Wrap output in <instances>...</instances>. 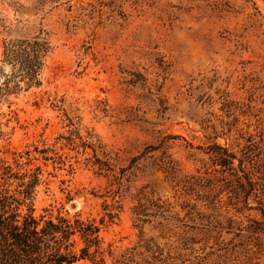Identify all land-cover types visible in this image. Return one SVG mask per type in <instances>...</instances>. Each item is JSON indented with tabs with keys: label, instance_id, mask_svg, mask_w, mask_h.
I'll list each match as a JSON object with an SVG mask.
<instances>
[{
	"label": "rangeland",
	"instance_id": "obj_1",
	"mask_svg": "<svg viewBox=\"0 0 264 264\" xmlns=\"http://www.w3.org/2000/svg\"><path fill=\"white\" fill-rule=\"evenodd\" d=\"M133 2L0 0V168L36 146L48 147L64 163L42 165L37 215L53 209L54 215L99 223L107 204L120 206L119 217L101 230L105 264L123 256L136 264L129 252L142 253L140 245L149 239L173 256L178 245L149 223L136 227L140 198L154 193L173 201L176 193L161 172L120 181L132 158L169 138L179 176L204 174L211 170L208 146L234 148L239 130L254 133L251 114L264 121V0H140L136 8ZM91 5L101 11L91 14ZM36 36L51 50L41 84L28 88L5 51ZM231 101L241 123L238 131L221 135L218 119H230L223 103ZM208 118L219 127L217 139L202 126ZM104 153L113 171L94 166ZM222 205L218 219L248 225L260 218L256 210ZM232 231L219 239L216 233L195 235V252L183 264H254L244 255L248 241Z\"/></svg>",
	"mask_w": 264,
	"mask_h": 264
},
{
	"label": "trees",
	"instance_id": "obj_2",
	"mask_svg": "<svg viewBox=\"0 0 264 264\" xmlns=\"http://www.w3.org/2000/svg\"><path fill=\"white\" fill-rule=\"evenodd\" d=\"M139 5L140 0H134L133 6ZM91 7V14L101 11L95 5ZM122 18L126 16L122 15ZM50 50L49 42L36 36L11 44L5 54L23 72L24 81L31 88L41 84L40 72ZM223 107L229 109L227 118L230 119H218L221 135L238 131L241 123L235 113L238 104L224 102ZM247 109L251 110V107L247 106ZM251 116L256 120L254 133L239 130L234 148L218 143L208 146L206 154L211 170L204 174L179 176L168 151L169 138L158 145L148 146L121 170L120 181L127 175L161 172L176 193L173 201L152 193L150 197L140 198L134 207L136 227L143 229L149 223L160 231L162 238L174 239L178 244L172 248L175 255L170 251L165 253L154 239H149L140 245L144 249L142 253H136L137 248L129 252V260L136 264H183L185 256L195 252V235L216 233L219 239L235 229L238 231L235 236L249 243L250 247L244 250L245 257L254 264H264V121L257 114ZM212 122L209 118L204 119L202 126L211 128L217 139L219 127ZM67 140L70 145L75 144L74 138ZM89 146L84 144L86 148ZM106 157L104 153V159L96 158L93 164L100 171H113ZM50 161L64 163L54 149L36 146L20 154L14 163L3 164L0 168V264H76L86 259L105 264L101 230L119 217L121 207L107 204L105 216L99 223L96 219H83L79 215L70 217L61 212L54 215L53 209H44V214L37 215L35 202L40 186L45 183L42 165L46 166ZM252 201L257 206L253 207ZM222 203L237 211L256 210L260 218L249 221L248 225L232 218L218 219L215 213L220 211ZM202 209L212 213L205 214ZM178 251L185 254L177 255ZM125 257L117 263L129 264L131 261H124ZM136 257L143 259L137 262Z\"/></svg>",
	"mask_w": 264,
	"mask_h": 264
}]
</instances>
